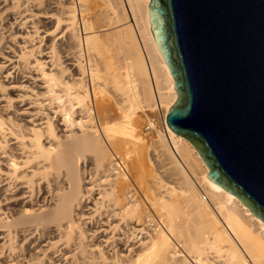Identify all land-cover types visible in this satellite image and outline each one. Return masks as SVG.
<instances>
[{
    "label": "bare ground",
    "instance_id": "obj_1",
    "mask_svg": "<svg viewBox=\"0 0 264 264\" xmlns=\"http://www.w3.org/2000/svg\"><path fill=\"white\" fill-rule=\"evenodd\" d=\"M93 1L0 0V264H264V224L165 126L148 0Z\"/></svg>",
    "mask_w": 264,
    "mask_h": 264
},
{
    "label": "water",
    "instance_id": "obj_2",
    "mask_svg": "<svg viewBox=\"0 0 264 264\" xmlns=\"http://www.w3.org/2000/svg\"><path fill=\"white\" fill-rule=\"evenodd\" d=\"M176 95L164 123L264 224V0H148Z\"/></svg>",
    "mask_w": 264,
    "mask_h": 264
},
{
    "label": "rangeland",
    "instance_id": "obj_3",
    "mask_svg": "<svg viewBox=\"0 0 264 264\" xmlns=\"http://www.w3.org/2000/svg\"><path fill=\"white\" fill-rule=\"evenodd\" d=\"M85 1H86V4H89V3H88L89 0H85ZM90 2L92 3V2H94V1H93V0H92V1L90 0ZM96 2L98 3V4H96V5H98L99 7H103V8H105V4H104V2L102 3V0H98V1L96 0ZM91 3L89 4L90 6L93 4V3H92V4H91ZM100 3H101V4H100ZM102 5H103V6H102ZM93 7L95 8V5H94V4H93V6H92V8H91V10H90V11H92V12H90V13H93V11H94V10H93V9H94ZM106 9H107V8H106ZM112 12H113V11H112ZM119 15H121V14H119ZM113 16H114V20H115V21L112 19ZM113 16L111 15L110 18H111L112 21L116 22V21H117L116 18H115L116 15H113ZM119 18H120V17H119ZM119 18H118V20H121V18H123V17L121 16V18H120V19H119ZM124 20H125V17H124L123 21H124ZM125 21H126V20H125ZM117 22H118V23H117ZM117 22H116L117 24H121V23H119V21H117ZM121 22H122V21H121ZM122 23H123V22H122ZM114 24H115V23H114ZM114 26H116V25H114ZM155 111L157 112L158 110H155ZM155 111H153V112L155 113V114L153 113V123H154L155 125H157V127H159V128H157L158 130H159V129L162 130V126H160V125H161V119H160V118H161V112L159 111V112L156 113ZM158 114H159V115H158ZM154 115H155V116H154ZM154 118H155L156 120H155ZM154 121L158 122V124H157L156 122H154ZM159 124H160V125H159Z\"/></svg>",
    "mask_w": 264,
    "mask_h": 264
}]
</instances>
